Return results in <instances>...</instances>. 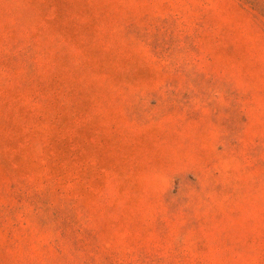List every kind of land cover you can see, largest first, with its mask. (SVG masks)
Segmentation results:
<instances>
[{"label": "rangeland", "instance_id": "1", "mask_svg": "<svg viewBox=\"0 0 264 264\" xmlns=\"http://www.w3.org/2000/svg\"><path fill=\"white\" fill-rule=\"evenodd\" d=\"M0 264H264V0H0Z\"/></svg>", "mask_w": 264, "mask_h": 264}]
</instances>
